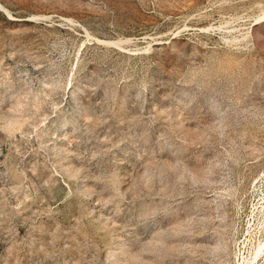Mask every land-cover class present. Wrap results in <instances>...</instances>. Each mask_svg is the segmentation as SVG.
Wrapping results in <instances>:
<instances>
[{
	"label": "rangeland",
	"instance_id": "1",
	"mask_svg": "<svg viewBox=\"0 0 264 264\" xmlns=\"http://www.w3.org/2000/svg\"><path fill=\"white\" fill-rule=\"evenodd\" d=\"M0 264H264V0H0Z\"/></svg>",
	"mask_w": 264,
	"mask_h": 264
}]
</instances>
